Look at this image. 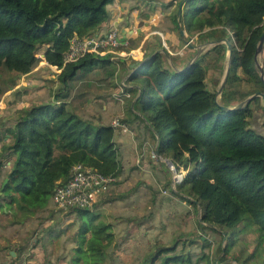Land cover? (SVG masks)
I'll return each mask as SVG.
<instances>
[{"label":"trees","instance_id":"1","mask_svg":"<svg viewBox=\"0 0 264 264\" xmlns=\"http://www.w3.org/2000/svg\"><path fill=\"white\" fill-rule=\"evenodd\" d=\"M108 1L0 0V67L12 71L9 82L0 85V96L15 83V76L33 68L37 52L49 65L60 67L56 73L60 87L51 92V98L29 102L2 130L9 141L1 145V151L12 155L4 174L7 179L3 183L0 179V208L11 206L9 221L44 209L53 186L66 180L74 162L113 176L119 171L114 126L80 116L66 100L67 82L81 71L105 64L109 56L85 52L62 63L69 38L85 35L102 22ZM180 1V23L188 36L195 33L199 40L232 37L222 88L216 95L206 83L207 69L225 57V44L218 41L183 69L173 68L163 52L154 51L129 73L137 84L125 87L131 91L127 99L136 91L131 108L154 133L156 153L168 157L176 170H184L177 182L186 187L189 200L199 204L200 220L218 225L233 240L238 223L249 215L257 241H263L264 109L258 95L232 106L254 89H263L253 55L264 28V0H175L170 13L175 27ZM209 53L213 57L207 61ZM240 82L250 86L239 88ZM257 107L262 113L261 131L249 125ZM73 211L77 218L71 234L74 244L61 264H103L105 246L113 238L110 224L90 206ZM163 249L153 250L143 264H152ZM176 257L165 254L153 264H169Z\"/></svg>","mask_w":264,"mask_h":264},{"label":"crops","instance_id":"2","mask_svg":"<svg viewBox=\"0 0 264 264\" xmlns=\"http://www.w3.org/2000/svg\"><path fill=\"white\" fill-rule=\"evenodd\" d=\"M169 1L171 3L168 4V0L106 2L107 16L92 31L103 32L108 27H115L120 37L118 49L131 52L117 58L109 57L108 62L112 67L104 75L94 76L93 73L97 69L95 66L87 71H81L84 77L77 78V81L85 86L81 92L78 91L83 100H86L88 95L92 96L94 105L100 104V108L105 111L102 112L104 116L120 114L122 122L127 127L120 129V133L126 131L127 135L124 137L118 136L119 132L115 136L112 135L116 144L119 171L108 188L98 194L93 201V212L110 224L113 235L111 242L105 246L103 264L147 263L146 257L155 248L163 247L152 264L160 261L165 254L177 255L169 264H240L235 253L244 249L238 244L243 233L253 235L254 245L264 251L263 241L256 240L254 224L248 222L242 225L241 220L234 239L230 240L227 231L224 232L218 225H209L201 221L200 206L197 202L189 200L186 187L178 185V182H171L170 170L161 159L164 155L157 153L156 158L149 155L151 150L156 152V137L131 108V100L135 97L136 91L131 93L129 101L127 97L130 95L122 97L121 101L114 96L119 83H122L124 90L130 94L131 91L125 87H135L137 83L130 80L129 73L145 55L153 53L162 45L169 52V58L165 56L166 62L175 69L181 68L192 58L195 48L184 44L177 27L174 28L170 13L172 8L174 9L175 0ZM181 8L182 4L180 10ZM256 62L261 67L264 79V40L261 50L256 53ZM217 67L216 63L214 68ZM57 68L60 70V67ZM236 72L242 74L241 68L237 67ZM69 82L71 80L67 82L71 95L74 88ZM17 85L18 80L7 87L0 96V179L3 178L12 159V155H7L5 150L1 151V145L9 141L8 135L2 134V130L10 125L22 107L30 102L23 98H15L21 93ZM208 87L210 88V84ZM259 103L264 109V100L260 99ZM249 125L258 131L262 130V113L259 107L250 115ZM126 151L130 152L129 156L124 155ZM2 207L0 211L6 212L4 206ZM8 219L7 217L0 219V256L5 248L7 252L9 251L11 241L16 236V229H11L10 237L2 231L4 228L9 229L7 223L12 225L17 222ZM230 242L233 245L227 247ZM14 252L17 254L20 252L18 256L16 255V263L7 257L2 259L3 264L25 263L26 251L19 249L14 250L13 254ZM8 254L12 256L9 252Z\"/></svg>","mask_w":264,"mask_h":264},{"label":"rangeland","instance_id":"3","mask_svg":"<svg viewBox=\"0 0 264 264\" xmlns=\"http://www.w3.org/2000/svg\"><path fill=\"white\" fill-rule=\"evenodd\" d=\"M172 11L173 8L171 12ZM226 34L229 37L230 33L227 32V30H226ZM188 37L193 42L200 41L199 43H201L208 41V39L205 41L196 39L195 33H192V35ZM210 45L211 44L207 42L206 47H204V49H206ZM212 57H213V53H209V55L205 57V60L209 61L211 60ZM42 61L38 60L37 63L33 66V68L29 70V72L14 77L15 81L18 80L17 87L21 89V93L16 95L15 98L17 99L23 98L28 102L48 100L51 98V92L55 91L57 88L60 87L59 79H57V76L55 74L56 72L59 71V69L49 64H45ZM225 62H226V55L221 60H219L218 63L219 65L216 69L214 67L207 69L206 83L208 86L210 84V88L216 90ZM111 67L112 65L109 62H106L103 65L97 66V69L96 71H94L93 74L94 76L99 74L104 75V73L108 72L110 70L109 68ZM11 75H12V71L0 67V85L5 86L9 82V78L11 77ZM83 77L84 76L82 75V73H77L75 77L72 78L71 82H69L70 86H72L74 90L72 91L71 95L70 94L68 95L67 93V97H66L67 105L84 118L93 121L97 120L102 123L111 124V119L113 116L112 117L104 116V113L102 112L105 111H103V109L100 108V104L94 105L95 101L92 99L93 98L92 96L88 95V97H86L87 99L83 100L80 93H78V91L81 92L85 87L84 85H82V82L77 81L78 79ZM248 86L250 85L244 82H240L238 87L247 88ZM89 89L92 90L91 87H89ZM84 101L87 102L84 103ZM118 116L120 122H122V119L120 118V114ZM121 128L126 129L127 127L123 123L122 126L114 128L113 136H115L117 132H119L118 136L120 137L121 136L124 137L125 135H127L126 131L120 133ZM131 151L134 152L132 148ZM128 153L130 152L126 151L124 152V155L126 154L127 156H129ZM87 206H90V208H92L93 210V202ZM4 209L6 212L0 211V219H4V217L10 219L11 206L8 208H5L4 206ZM98 216L100 218V215ZM248 222H251V218L249 215H245L241 224L243 225L244 223H248ZM5 223L7 222L5 221ZM7 225L9 229H5V228L2 229V231H5L3 233L6 235L10 234L11 229L13 230L16 229L15 232L16 236L11 241L12 245L10 246V249L13 251L14 250L17 251L19 249H23L26 251L24 255L25 256L24 264H61L62 261L66 260V254L69 253L70 246L74 244V241L71 238V234L73 233L77 225V218L73 209L66 210L64 212L57 211L56 209H54L51 204V200L49 198L48 203L46 204L44 209L37 210L35 213L31 215L23 216L12 225L8 223ZM239 238L240 241L238 244L240 247H244V249L238 251V253H235L238 262L240 264H257L258 262L264 263V251L261 247H256L254 245L255 237H253V235L243 233ZM256 240H258L257 237ZM231 245L233 244L230 242L228 243L227 247H230ZM247 245L248 247L245 249V246ZM8 247L9 246H7V248ZM8 252L6 248L3 250V254L0 256L1 257L0 264H3L2 259H5L7 257L9 258V260L11 259V261L13 260V262L16 263V257L20 254V252L18 254L17 252H14L12 256H10Z\"/></svg>","mask_w":264,"mask_h":264},{"label":"built area","instance_id":"4","mask_svg":"<svg viewBox=\"0 0 264 264\" xmlns=\"http://www.w3.org/2000/svg\"><path fill=\"white\" fill-rule=\"evenodd\" d=\"M120 37L115 27H108L103 32L91 31L82 36L73 35L69 38L66 49L62 54V62L73 60L85 52H91L98 55L107 54L110 58H117L120 55L129 54L131 51H121L118 49ZM42 62L48 64L43 58L42 53L35 54ZM124 90L123 84L119 83L118 90L114 93L117 100L128 96ZM114 127L122 126L119 116L114 115L111 119ZM150 156L156 158L158 154L151 150ZM170 170L171 182H177L181 179L184 170H176L170 160L165 161ZM113 176L98 171L89 165L80 162H74L70 165L69 174L66 180L56 182L50 194L51 204L57 211H66L76 207L90 205L96 196L105 191Z\"/></svg>","mask_w":264,"mask_h":264},{"label":"water","instance_id":"5","mask_svg":"<svg viewBox=\"0 0 264 264\" xmlns=\"http://www.w3.org/2000/svg\"><path fill=\"white\" fill-rule=\"evenodd\" d=\"M180 5H181V1L180 2H177V6H176V11H175V19H176V27H177V32L181 38V40L183 41L184 44H188L189 46L195 48L194 50V53L192 55V58L184 65L182 66L181 68H177V69H183L185 68L203 49L204 47H206V43H214V42H218V41H223L224 44H225V55H226V62H225V65H224V68H223V71L221 73V77L219 79V82H218V86L215 90V93H218L220 91V89L222 88L224 82H225V79H226V76H227V73H228V69H229V60H230V53H231V43H233V40H232V37L230 35V39H231V42H230V39H228L227 37L225 36H221L219 38H214V39H209L208 41H205V42H193L191 41V39L186 35V33L184 32V29L180 23ZM264 40V28L261 30V33L259 34L258 36V39H257V42H256V45H255V50H254V55H253V60L257 66V69H258V74L262 80V84H263V89H254L252 92H250L247 96H245L243 99L239 100L238 102H236L232 107H238L244 103H246L250 97L254 96V95H258L260 96V98L262 100H264V79L262 77V70H261V67L259 66V64L256 62V53L258 51L261 50V47H262V42ZM158 51H161L163 52V54L169 58V52L168 50L164 47V45H162L160 48H158ZM152 54V53H151ZM151 54H148L146 56L143 57V59ZM63 63V62H62ZM54 67H57L55 63H53ZM221 107L223 108H227V106L225 105H221ZM156 150V148H155ZM161 159L163 161H166V160H169L168 157H165V156H161ZM7 179L6 176H4L2 178V181L1 183H3L5 180ZM209 225H211L212 223H209L207 222ZM9 253L10 254H13V250L9 249Z\"/></svg>","mask_w":264,"mask_h":264}]
</instances>
